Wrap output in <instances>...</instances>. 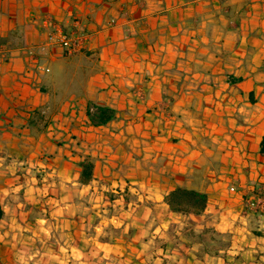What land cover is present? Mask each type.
Masks as SVG:
<instances>
[{
    "label": "crops",
    "instance_id": "crops-1",
    "mask_svg": "<svg viewBox=\"0 0 264 264\" xmlns=\"http://www.w3.org/2000/svg\"><path fill=\"white\" fill-rule=\"evenodd\" d=\"M46 16L86 49L45 47L26 76ZM0 43V264H264L222 179L264 175V0H0ZM90 102L117 117L91 124ZM177 186L207 194L227 242L186 237Z\"/></svg>",
    "mask_w": 264,
    "mask_h": 264
},
{
    "label": "built area",
    "instance_id": "built-area-1",
    "mask_svg": "<svg viewBox=\"0 0 264 264\" xmlns=\"http://www.w3.org/2000/svg\"><path fill=\"white\" fill-rule=\"evenodd\" d=\"M40 23L46 33L47 41L42 45L20 47V51L29 58L26 76L32 73L47 72L43 60L45 47L57 46L65 56H72L83 52L89 39V33L84 30L66 28L61 22L51 17H42ZM0 56L4 60L12 57V49L0 43ZM50 133V128L48 129ZM228 180L227 191L230 195H240L241 210L236 214V220L244 222L255 219L256 227L264 229V175L256 178L248 177L244 172L231 180L228 176L222 178Z\"/></svg>",
    "mask_w": 264,
    "mask_h": 264
},
{
    "label": "trees",
    "instance_id": "trees-1",
    "mask_svg": "<svg viewBox=\"0 0 264 264\" xmlns=\"http://www.w3.org/2000/svg\"><path fill=\"white\" fill-rule=\"evenodd\" d=\"M86 113L90 123L93 125H104L117 117V111L113 107L99 105L93 102L89 103ZM260 151L264 153V137ZM82 167V181L91 179L93 163L85 160L82 162ZM165 201L172 211L201 214L207 204V194L195 189L177 186L168 193ZM3 215L4 210L0 203V221L3 218Z\"/></svg>",
    "mask_w": 264,
    "mask_h": 264
},
{
    "label": "rangeland",
    "instance_id": "rangeland-1",
    "mask_svg": "<svg viewBox=\"0 0 264 264\" xmlns=\"http://www.w3.org/2000/svg\"><path fill=\"white\" fill-rule=\"evenodd\" d=\"M225 175L227 174L223 176ZM220 213L221 211L219 213L203 211L201 214L186 212L181 218L185 230L187 229L186 237L196 244L199 251L216 249V246H222L227 242L228 237L215 229L220 221Z\"/></svg>",
    "mask_w": 264,
    "mask_h": 264
}]
</instances>
